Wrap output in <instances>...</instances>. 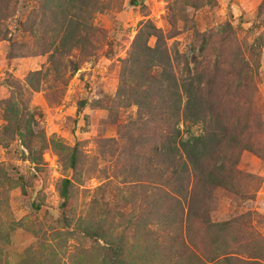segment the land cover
I'll return each mask as SVG.
<instances>
[{"label":"rangeland","instance_id":"obj_1","mask_svg":"<svg viewBox=\"0 0 264 264\" xmlns=\"http://www.w3.org/2000/svg\"><path fill=\"white\" fill-rule=\"evenodd\" d=\"M83 9L0 0V264H264V0ZM72 14L98 30L54 70L47 50ZM150 22L178 53L177 77L208 73L202 86L227 126L195 171L169 159L164 125L127 99L133 82L122 86L123 61ZM178 126L181 139L208 129Z\"/></svg>","mask_w":264,"mask_h":264},{"label":"trees","instance_id":"obj_2","mask_svg":"<svg viewBox=\"0 0 264 264\" xmlns=\"http://www.w3.org/2000/svg\"><path fill=\"white\" fill-rule=\"evenodd\" d=\"M83 4V13L89 14L97 4V0H83ZM69 16V18L63 17L64 20L59 26L61 33L59 36L56 34L54 42L50 44L51 48L47 50L50 51L49 66L54 70H58L59 66L65 68L62 60L69 53L68 49L85 48L91 45V39L98 30L85 19L81 18L83 21L77 19L76 14ZM151 36L156 38L154 46L148 44V38ZM177 57L176 51L173 55L170 54L162 32L150 22L139 30L134 38L128 57L123 61L121 82L124 90H126L127 82H133V86L128 90L127 99L130 98L131 103L138 105L140 111L142 110L149 117L148 122L164 125L165 143L163 145L169 159L173 160L179 156L181 166L189 172V169L195 171L197 161L209 146L211 148V145L220 143L222 132L227 130V126L219 118L221 113L215 109L210 90L202 86L204 83L209 87L210 80L207 78L202 80L204 74L208 73L200 71L196 76L177 77L173 65ZM188 72H190L189 69ZM32 74V76H38L41 71L38 70ZM160 106H162L161 116L156 119L153 116ZM213 110L217 112L213 113ZM180 120L191 123L203 122L207 124L208 129H205L204 133L181 139L178 126ZM179 151L184 156L183 159ZM70 163L73 167L75 150L71 153ZM70 184L71 181L68 178H63L61 181L59 196L62 199V206L69 198ZM227 224V221L220 222L218 228L224 230ZM117 247L116 252L117 250L120 252L121 248L117 249Z\"/></svg>","mask_w":264,"mask_h":264}]
</instances>
